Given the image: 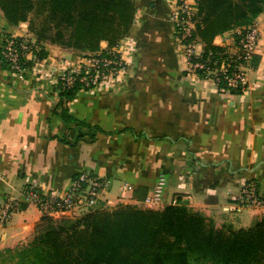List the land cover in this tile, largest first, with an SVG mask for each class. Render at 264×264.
<instances>
[{
  "label": "crops",
  "instance_id": "0c3cea01",
  "mask_svg": "<svg viewBox=\"0 0 264 264\" xmlns=\"http://www.w3.org/2000/svg\"><path fill=\"white\" fill-rule=\"evenodd\" d=\"M134 1L137 13L127 40L153 84L136 82L120 94L82 93L60 105L50 81L32 73L19 80L0 53V203L31 187L62 197L83 172L109 184L103 200L116 203L124 196L126 203H137L143 188L150 190L159 177L168 176L167 200L183 193L197 209L215 208L221 214L234 209L230 215L239 216L241 225L246 218L257 221L260 209L246 211L237 197L251 181L264 195V12L255 21L260 39L247 71L248 88L233 95L185 74V58L172 35L173 0ZM25 32L22 24L10 26L0 9V40ZM234 32L214 42L233 51L231 38L222 41ZM45 50L50 67L78 60L57 47ZM179 88L193 90L192 95ZM58 104L76 122L66 123ZM81 122L100 130L95 139L84 136L88 130ZM127 184L131 189L125 192ZM42 216L37 206L23 205L0 232V251L32 239Z\"/></svg>",
  "mask_w": 264,
  "mask_h": 264
},
{
  "label": "trees",
  "instance_id": "16d2710c",
  "mask_svg": "<svg viewBox=\"0 0 264 264\" xmlns=\"http://www.w3.org/2000/svg\"><path fill=\"white\" fill-rule=\"evenodd\" d=\"M194 6L193 36L204 45L203 57L222 53L217 37L246 31L264 12V0H194ZM0 9L14 27L29 22V15L41 18L31 27L37 42L88 53L99 52L103 43L113 49L129 37L137 13L134 0H0ZM79 92V86L62 90L59 104L77 99ZM60 105L62 119L76 122ZM79 125L90 139L100 132ZM143 189L142 198L149 193ZM0 264H264V216L249 228H218L181 199L160 211L126 205L74 219L43 214L27 244L0 251Z\"/></svg>",
  "mask_w": 264,
  "mask_h": 264
},
{
  "label": "built area",
  "instance_id": "2783aa9c",
  "mask_svg": "<svg viewBox=\"0 0 264 264\" xmlns=\"http://www.w3.org/2000/svg\"><path fill=\"white\" fill-rule=\"evenodd\" d=\"M173 1L174 9L171 20L175 27L177 41L184 49V58L189 72L199 77L203 73L206 81L212 83L221 93H231L232 90L238 89L246 90L248 88L247 71L251 69L260 39L258 26L254 24L244 32H234L233 37L231 36L233 51H225L226 47L221 46V48H225L222 53L217 56L203 57L204 50L203 52L197 51V47L203 44L193 36L196 31L194 5L189 0ZM123 41L113 48L119 49L118 54H121L125 49L127 41ZM214 44L216 45V42ZM42 50L43 48L27 34L4 35L0 40V53L11 73L22 81L26 80L29 73L35 74L40 80L50 81L59 94L64 89L72 90L76 86L80 87L79 94L94 93L99 89L109 88L112 83L116 86L126 68L124 67V57H117L111 50L109 54L102 53L99 57H95L96 59L83 61L77 66L69 65L66 62L60 65L56 62L50 67L47 64V58L40 57ZM111 54L115 57L112 58ZM164 180L161 178L158 183L162 184ZM108 188L109 184L103 182L96 175L83 172L73 180L69 190L62 197L43 195L36 187L29 188L19 197L7 196L0 203V232L5 229L12 216L23 205L37 206L43 214L53 218L55 215L65 214L68 210L81 204L96 203L104 191H108ZM125 188L131 189L129 185ZM237 198L238 202L242 204L264 206V197L257 196L252 185L247 186L241 196ZM153 201L155 200L151 197L146 199L147 204Z\"/></svg>",
  "mask_w": 264,
  "mask_h": 264
},
{
  "label": "rangeland",
  "instance_id": "374dc122",
  "mask_svg": "<svg viewBox=\"0 0 264 264\" xmlns=\"http://www.w3.org/2000/svg\"><path fill=\"white\" fill-rule=\"evenodd\" d=\"M195 7V6H194ZM41 21V18L39 17H32L29 15V22L27 23H23V27L25 30H27V32H25L24 34L26 35H30V37H32L33 40H35V42L42 46V47H47V46H53V47H57L59 49H62L64 51H70V53H72V56L73 57H76L78 60L76 62L73 63L74 66H77L79 63L83 62V61H86V60H93V59H96L95 57H99L100 54H109L111 53L110 50L115 53L118 56H123L124 57V67L125 70L122 72L123 75H121L120 77V81L116 84V86H114V83H112L109 88H102V89H105V90H110V91H113L115 92L116 94H120V93H124L127 91V87L129 85H132L136 82H139L141 85H143L144 83L147 84V83H150V84H153V77H149L150 75V71L149 72H146L148 71V68H144L142 67V65L138 62L137 60V56L135 54V47L134 45L131 43L130 40H127V38L125 39V41H127V43L125 44V49L122 50V53L121 54H118L119 49L118 48H115V49H109L108 45L106 43H103L101 45V48H100V51L99 52H95V53H88V52H83V51H77V50H72V49H66V48H63L59 45H52L50 44L48 41H45L43 43H39L37 42V38H36V35H35V32H32V29L31 27H35L37 26ZM173 25V33L172 35L175 37V40L177 41V38L175 36V27H174V24ZM195 28H196V23H195ZM22 30V29H21ZM23 35V34H21ZM5 36H8V34H5ZM15 36V35H14ZM233 37V36H232ZM231 36H227L226 38H223L224 40L222 41V43H227L228 40H231L233 39ZM123 41V42H125ZM220 42V41H219ZM178 43V46L179 48L181 49V52H182V55L184 56V49H182L179 45V42L177 41ZM233 40L231 41V48L233 49L234 46H233ZM123 44V43H122ZM217 45V44H216ZM221 47V46H220ZM226 47L225 51L230 50V47L228 46H224ZM111 57H115L112 56L111 54ZM3 59V58H2ZM252 64H251V68H252ZM132 71V73H127L128 71ZM185 74H188L190 77H193L194 79L196 78L197 80H203L205 82H208L206 81L205 77L203 78V76H197L191 72H189V68L187 66V64H185ZM143 71V72H141ZM140 72V73H139ZM184 72V71H183ZM160 73V71H159ZM91 75V74H90ZM141 75V77H140ZM161 75V74H160ZM164 76V74L162 75ZM162 76L159 77V79L161 81H163L164 79L166 78H163ZM100 88V87H99ZM102 89H99V91H101ZM180 91H182V93L186 96H191L192 95V92L193 90H190L191 92H188L183 90L182 88H179ZM97 91V90H96ZM98 92V91H97ZM97 92H94V93H97ZM89 93V92H88ZM221 93V92H219ZM222 94H225V93H222ZM80 95V94H79ZM93 174V173H91ZM94 175V174H93ZM99 177L100 179H102L103 182H105V180H103L102 177L100 176H97ZM165 179V178H164ZM251 183V184H250ZM252 185L254 187V190H255V194L258 196V191H257V185L255 184L254 181H251L249 183H247V186L249 185ZM128 185V184H127ZM126 185V186H127ZM169 177L167 176V178L163 181L162 184L156 182V184L154 185V187H152L150 190H149V193L146 197H141L140 195L137 196V199H138V202L137 203H126V201H123L124 200V196L118 198L119 199V202H114V203H110L109 200H103L102 199V195L106 194L108 191H104V194L101 195V198L99 201H97L96 203L92 204V205H89V204H81L77 207H74L73 209H70L68 210L65 214H60V215H55L53 218L55 220H60L62 218H70V219H74V218H78V217H82L84 214L92 211V210H95V209H108V210H114L120 206H126V205H129V206H136L138 208H141V209H149V210H157V211H160V210H163L166 206H169V205H174L177 203V200L181 199L182 203H187L188 204V207L190 209H192L193 211H196V212H200L202 213L203 215H205L208 219L214 221V223L216 224V226L218 228H221L223 226H233L235 229H240V228H249L251 227L255 222H256V219L252 216V220L250 218H246V222L244 223V225H241V221H240V218L239 216H236V215H230L231 210L229 212V214H221L219 213L217 209L215 208H212V209H206V210H201V209H197L196 207H193L191 206L190 204V200L189 199H183V197H185V195L182 193V194H175L174 195V199L171 200V198H169L168 200L166 199V196L168 195V189L170 188L169 187ZM125 186V187H126ZM245 186L242 191L247 187ZM124 191L126 192L127 191V188L124 189ZM242 191L239 193L238 197L241 196V193ZM148 197H151L153 200L152 203L150 204H147L146 203V199ZM262 197V196H261ZM264 197V195H263ZM238 200V198H237ZM123 201V202H122ZM208 202H211L210 200H208ZM241 208H244L246 207V211H249V207L251 208H254V209H260L259 211V216L260 218L262 216H264V206L261 207V206H255V205H251V204H242V203H239ZM225 215V217H224ZM259 218V219H260ZM258 219V220H259ZM240 221V222H239ZM31 240V239H30ZM29 240V241H30ZM29 241H27L25 244H27ZM23 244V245H25ZM18 246H21V245H18ZM17 246V247H18Z\"/></svg>",
  "mask_w": 264,
  "mask_h": 264
}]
</instances>
